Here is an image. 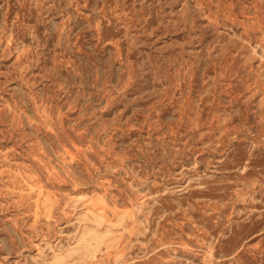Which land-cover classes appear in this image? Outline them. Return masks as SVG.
I'll list each match as a JSON object with an SVG mask.
<instances>
[{
  "label": "rangeland",
  "instance_id": "obj_1",
  "mask_svg": "<svg viewBox=\"0 0 264 264\" xmlns=\"http://www.w3.org/2000/svg\"><path fill=\"white\" fill-rule=\"evenodd\" d=\"M0 264H264V0H0Z\"/></svg>",
  "mask_w": 264,
  "mask_h": 264
}]
</instances>
